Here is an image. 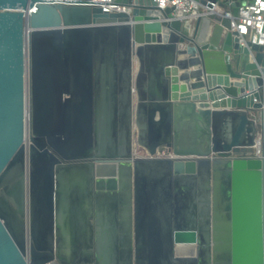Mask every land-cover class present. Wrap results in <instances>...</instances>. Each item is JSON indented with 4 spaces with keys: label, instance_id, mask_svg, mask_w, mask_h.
Segmentation results:
<instances>
[{
    "label": "water",
    "instance_id": "water-1",
    "mask_svg": "<svg viewBox=\"0 0 264 264\" xmlns=\"http://www.w3.org/2000/svg\"><path fill=\"white\" fill-rule=\"evenodd\" d=\"M247 1L0 0V264H264V44L231 28ZM95 189L96 258L74 238Z\"/></svg>",
    "mask_w": 264,
    "mask_h": 264
},
{
    "label": "built area",
    "instance_id": "built-area-1",
    "mask_svg": "<svg viewBox=\"0 0 264 264\" xmlns=\"http://www.w3.org/2000/svg\"><path fill=\"white\" fill-rule=\"evenodd\" d=\"M52 3H75L76 0H43ZM161 9L174 7L185 13L192 10V0H153ZM90 3L101 7L104 11H126L123 6L116 5L112 0H90ZM216 6V4H213ZM225 15L231 16L225 11ZM233 31H237L240 37L249 40L254 44H264V0H248L239 9L238 15L231 22ZM254 156H264V137H258L254 146ZM161 156L173 157L171 153H164Z\"/></svg>",
    "mask_w": 264,
    "mask_h": 264
},
{
    "label": "crops",
    "instance_id": "crops-1",
    "mask_svg": "<svg viewBox=\"0 0 264 264\" xmlns=\"http://www.w3.org/2000/svg\"><path fill=\"white\" fill-rule=\"evenodd\" d=\"M108 196L109 193H107L106 191H104V194H99V191L97 189L94 190L93 195L90 198L91 201L89 203V206L87 207L88 216L86 218V226L83 230L80 229V232L74 237L77 239L76 241L81 247L85 243L84 241L89 239V242L91 244V255L94 258H96L98 254H101L98 251V247L104 245L105 243L108 244V241L111 238V222L109 220L107 207L106 205H102L100 202L102 200L106 201V197ZM74 221V223H77L79 228L81 227V225H85V223L82 222L83 220L81 217H75ZM116 238L120 239V236L116 235ZM69 240L70 239H68V241ZM103 255H105V253H103ZM105 258L107 257L105 256Z\"/></svg>",
    "mask_w": 264,
    "mask_h": 264
}]
</instances>
